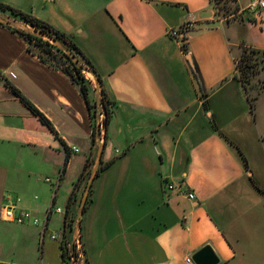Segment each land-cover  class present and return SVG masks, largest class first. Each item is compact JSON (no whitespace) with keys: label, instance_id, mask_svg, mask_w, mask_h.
Masks as SVG:
<instances>
[{"label":"crops","instance_id":"obj_1","mask_svg":"<svg viewBox=\"0 0 264 264\" xmlns=\"http://www.w3.org/2000/svg\"><path fill=\"white\" fill-rule=\"evenodd\" d=\"M0 1L66 33L114 110L105 127L92 77L84 71L96 111L69 73L30 49L22 20L0 13L13 21H0V207L11 198L41 220L0 217V264H67L62 244L79 241L101 121L76 264H188L207 245L217 264H264V87L247 132L250 98L235 78L243 47L264 50V12L251 0H234L224 18L212 0ZM188 20L182 44L170 30ZM50 206L63 211L47 215Z\"/></svg>","mask_w":264,"mask_h":264},{"label":"trees","instance_id":"obj_2","mask_svg":"<svg viewBox=\"0 0 264 264\" xmlns=\"http://www.w3.org/2000/svg\"><path fill=\"white\" fill-rule=\"evenodd\" d=\"M219 1L221 0H212L215 7L216 3ZM235 10H237L236 7L234 8V11ZM0 13H6L9 14L11 17L25 21L28 24L32 25L36 30L44 32L54 37L55 39L61 41L64 45H66L76 55V57H78L80 62L77 65L69 56H67L62 50L58 49L54 44H52L48 40H45L44 38L36 36L30 32L20 31V33L23 34L28 40L30 44V49L36 54H38L42 60L49 62L57 67H60L70 74L72 79L79 85L83 96L88 101L90 109H94L97 104H91L89 101L90 85L87 78L85 77L84 69L88 68L89 70L94 71L97 74L101 84V104L103 112L105 113V120L103 124L106 127L114 112L112 108L113 102L109 99L107 95L102 77L97 73L92 62L85 56V54L81 51L77 44L66 33L58 30L50 23L37 19L32 15L22 12L1 1ZM263 65L264 50L246 46L242 48L241 54L239 55L236 64L237 70L235 78L242 84L243 88L248 94L252 107L260 92H257L255 95H251L250 89L251 87H255V83H253L254 86L250 85V83H252L253 77L262 74ZM259 81L261 82L262 87H264V80L262 78H259ZM14 93L18 95L32 109V111L42 119V121L52 127L50 121L26 97H24L19 90L15 89ZM94 111H96V109H94ZM94 116H96V112L92 114L93 118ZM96 135L97 132L94 130L92 144L94 145L97 151V145L95 141ZM67 159L68 156L66 157V160ZM62 250L64 260L67 262V264H71L69 251L68 247L66 246V243L62 244Z\"/></svg>","mask_w":264,"mask_h":264},{"label":"water","instance_id":"obj_3","mask_svg":"<svg viewBox=\"0 0 264 264\" xmlns=\"http://www.w3.org/2000/svg\"><path fill=\"white\" fill-rule=\"evenodd\" d=\"M0 21L5 22V23H12L13 22V21L5 20L1 16H0ZM14 23L21 24V26L26 30V32H30L36 36H39V37L44 38L45 40H48L49 42L54 44L58 49L62 50L67 56H69L75 64H77V65L79 64L80 60L78 59V57H76V55L66 45H64L61 41L55 39L54 37H52V36H50L44 32L36 30L32 25L28 24L25 21H16L15 20ZM84 71L87 74H89L92 77L93 81L95 82L96 90H97V96H98V106H99L98 111L101 114L102 113V109H101V107H102V104H101L102 93H101L100 80L94 71H91L88 68H85ZM97 132L101 133V124L100 123L98 124ZM96 145H97L96 163H95V166H94V168L90 174L89 181L87 184V188H86L85 194L82 198L79 213H78V224H77L76 233H77L79 241H81V237L79 234L81 217H82V214H83L84 209H85V205H86V202L88 199L89 191H90V188L92 186L94 177L96 176V173H97L99 166L102 162V154H103L104 145H105L104 136L97 141ZM82 254H84V249H82ZM193 260L196 264H217L219 262L218 256L216 255V253L214 252L212 247L209 245L205 246L200 251H198L194 255Z\"/></svg>","mask_w":264,"mask_h":264},{"label":"built area","instance_id":"obj_4","mask_svg":"<svg viewBox=\"0 0 264 264\" xmlns=\"http://www.w3.org/2000/svg\"><path fill=\"white\" fill-rule=\"evenodd\" d=\"M248 9L262 13L264 12V0H251L250 4L248 5ZM195 26V22L193 20H188L184 24H182L179 28L170 30V35L176 39H178L182 44H185L186 39L188 38L189 33L192 31V29ZM11 77H16V74L14 72L10 73ZM105 120V119H104ZM102 121L100 122V124ZM76 150H78L76 148ZM47 181H50L49 178H47ZM169 188H173L172 184H169ZM188 197L190 199H193L195 196L193 193H189ZM62 212V208H54L53 206H50V208L47 211V215L50 214L52 211ZM0 217L4 221L8 222H15L17 224H26L30 223L33 225H39L41 223V220L39 217L35 216L34 213L31 210L28 209H21L19 211H16L14 207L13 200L10 198L8 199V203L4 204L0 207ZM52 239H62L63 233L55 232L51 234ZM69 251L70 259L73 260V263L76 264L78 259L80 258L81 252V243L80 241H77L76 247H71L70 245L67 246ZM186 262L188 264H196L192 257L188 256L186 257ZM72 264V263H71Z\"/></svg>","mask_w":264,"mask_h":264},{"label":"rangeland","instance_id":"obj_5","mask_svg":"<svg viewBox=\"0 0 264 264\" xmlns=\"http://www.w3.org/2000/svg\"><path fill=\"white\" fill-rule=\"evenodd\" d=\"M216 9H217L218 17L224 18V17L228 16L231 12H234V1L233 0H221V1L216 3ZM259 78H262V76L258 75V76L253 77L252 83H250V85H253V83H255V87H253V88L251 87V89H250L251 95H255L257 92H261L263 89L261 82L259 81ZM249 104H250V106L248 107V112H249L250 117L252 119V123L251 124L248 123L245 126L246 127L245 130L247 132H249L253 128L252 130L254 132L255 131V129H254L255 122H258V124H259V122L262 118V115H260L258 112L257 100H255L253 107L251 106L250 102H249ZM252 125H254V127H252ZM262 125L263 124H261V127H262ZM80 252L82 253V248H80V251L78 252V256H79Z\"/></svg>","mask_w":264,"mask_h":264}]
</instances>
